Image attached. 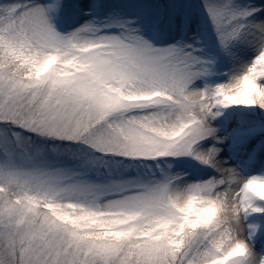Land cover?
Returning a JSON list of instances; mask_svg holds the SVG:
<instances>
[{
	"label": "snow or ice",
	"instance_id": "obj_1",
	"mask_svg": "<svg viewBox=\"0 0 264 264\" xmlns=\"http://www.w3.org/2000/svg\"><path fill=\"white\" fill-rule=\"evenodd\" d=\"M198 7L225 82L189 0H0V264H264V4Z\"/></svg>",
	"mask_w": 264,
	"mask_h": 264
},
{
	"label": "rangeland",
	"instance_id": "obj_2",
	"mask_svg": "<svg viewBox=\"0 0 264 264\" xmlns=\"http://www.w3.org/2000/svg\"><path fill=\"white\" fill-rule=\"evenodd\" d=\"M241 3H252L257 6L264 4V0H240ZM190 8L195 16L198 17L200 21V29L197 30L195 27L186 32V33H180L176 34L173 39H179L182 40L185 43H194L197 40L202 41V46L204 47V55L211 56L216 55V68L215 73L209 78L211 83H222L225 82L227 77L224 75L227 72H230L234 67L239 68L241 64L233 65L230 62H227L223 56H220L218 54V50L216 48L214 36L210 30V26L206 24V18L203 15L202 10L198 7V0H189ZM74 26H78L76 24H65L61 31H70ZM197 85H201V81L196 82ZM242 111L238 107H232L229 109L224 110V116L219 119L218 123L223 126L225 124L224 117H228L229 115L232 116V118H235V114ZM228 123H231V120L228 121ZM227 159V156L224 157ZM173 171H177L180 173H187L188 179H202L205 178L207 175L211 174L210 170L207 168L202 167L199 165L196 161L190 160V159H183L177 162H174V169ZM260 171L259 167L250 168L248 171H246L247 174H258Z\"/></svg>",
	"mask_w": 264,
	"mask_h": 264
}]
</instances>
